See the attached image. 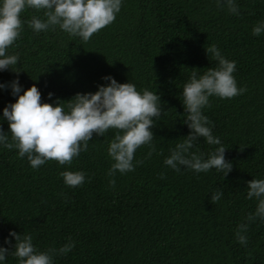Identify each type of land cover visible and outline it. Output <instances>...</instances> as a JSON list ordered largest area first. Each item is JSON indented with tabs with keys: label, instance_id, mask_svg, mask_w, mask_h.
<instances>
[{
	"label": "trees",
	"instance_id": "1",
	"mask_svg": "<svg viewBox=\"0 0 264 264\" xmlns=\"http://www.w3.org/2000/svg\"><path fill=\"white\" fill-rule=\"evenodd\" d=\"M236 3L238 16L216 0H123L115 20L87 42L58 26L35 33L27 21L34 15L43 19V10L21 12L22 31L7 54L19 55L12 70L19 71L24 90L35 84L42 102H66L78 92H95L107 83L101 78L111 75L118 83H134L138 91L156 92L161 116L151 129L156 151L148 156V145L140 146L133 163H142L115 177L106 175L115 129L94 133L87 151L65 165L47 160L33 169L17 149L0 147V246L13 251L12 238L4 244L11 230L30 235L40 251L73 243L54 264H264V221L250 223L246 247L234 235L256 207L245 198L246 182L264 178V33L251 31L264 20V0ZM212 44L236 61L237 87L246 88L233 98L212 96L202 110L233 165L227 176L183 166L177 172L163 163L169 149L188 135L180 93L193 68L202 73L215 67L205 52ZM16 76L0 72V82ZM15 99L10 90L0 91L5 133L2 110ZM215 147L200 138L190 151L207 158ZM65 170L83 171L85 182L66 186L60 175ZM109 179H115L114 186ZM214 189L223 193L216 202ZM5 264L18 260L9 255Z\"/></svg>",
	"mask_w": 264,
	"mask_h": 264
},
{
	"label": "clouds",
	"instance_id": "2",
	"mask_svg": "<svg viewBox=\"0 0 264 264\" xmlns=\"http://www.w3.org/2000/svg\"><path fill=\"white\" fill-rule=\"evenodd\" d=\"M123 0H0V72L10 70L17 73L10 82H0V91L10 90L15 97L14 103H8L2 110V119L7 120L9 132L0 130V147L17 149V155L25 158L33 169L44 165L47 160H55L59 165L70 164L74 157L87 151L93 134L103 136L109 129L117 130L109 141L107 154L113 161L106 175L115 177L134 170L142 163H133L136 150L148 145V156L156 151L151 129L161 116V99L156 92L148 89L137 90L134 83H118L111 75L102 77L106 84L97 85L95 92L76 93L73 98L63 102H42L41 92L33 84L24 90L19 82V71L12 70L19 62L18 54H7L10 46L19 39L22 31L21 12L25 9L43 10V19L32 16L27 21L35 33L48 31L58 26L69 36L79 37L87 42L100 29L112 23L120 12ZM217 5L227 8L233 15H239L236 0H216ZM252 35L264 33V20L257 21L252 27ZM207 57L215 61V67H209L202 73L192 69L188 80L183 84L180 95L184 108L183 124L189 129L188 135L169 149V155L163 163L174 171L193 170L195 173L208 172L211 169L222 171L227 176L232 171V163L225 159V147L220 137L212 132L210 121L203 114L212 96L233 98L242 95L245 87H237L233 73L236 61L228 60L215 44L205 48ZM23 91V94L21 92ZM53 93L47 94L52 100ZM10 134V136H9ZM203 138L208 145L216 146L207 158L203 154L190 151L197 140ZM66 186L77 187L85 182L83 171L60 173ZM247 183L246 199L255 200L254 212L247 214L244 221L237 224L235 239L241 246H247L248 229L257 219L264 221V178L252 179ZM109 186L115 185V179L108 180ZM223 193L214 189L211 201L221 199ZM15 241L13 251L0 246V264H5L6 256L17 258L18 264H54V257L65 255L74 246L66 243L60 248L40 251L33 244L30 235L9 231L4 239L8 245Z\"/></svg>",
	"mask_w": 264,
	"mask_h": 264
}]
</instances>
